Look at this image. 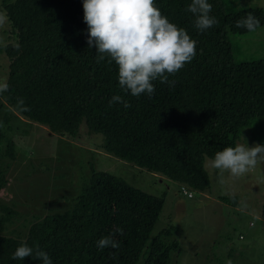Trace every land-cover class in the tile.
I'll list each match as a JSON object with an SVG mask.
<instances>
[{"label":"trees","instance_id":"16d2710c","mask_svg":"<svg viewBox=\"0 0 264 264\" xmlns=\"http://www.w3.org/2000/svg\"><path fill=\"white\" fill-rule=\"evenodd\" d=\"M190 3L156 0L161 12L197 42V55L168 77L170 83L154 81L152 96L134 97L120 89L115 63L99 60L95 47H88L83 0H1L10 28V40L0 47L8 59L9 88L0 94L9 107L3 120L20 115L70 138L85 127L102 136L98 149L168 177L182 194L193 197L194 191L209 189L206 158L235 146L244 133L264 144V57L236 60L231 39L251 33L235 27L248 13L264 26V9L209 0L218 24L200 33L187 11ZM114 95L131 106H110ZM15 148L0 129V190L7 181L5 158L14 160ZM88 168L70 206L35 215L24 234L4 232L16 211L0 202V264H43L34 256L12 259L21 243L39 246L53 264H172L180 242L167 237L176 226L167 223L153 232L164 193L148 192L92 162ZM216 199L240 205L235 195ZM259 214L264 221V198ZM109 235L120 248L99 250L96 242Z\"/></svg>","mask_w":264,"mask_h":264},{"label":"rangeland","instance_id":"374dc122","mask_svg":"<svg viewBox=\"0 0 264 264\" xmlns=\"http://www.w3.org/2000/svg\"><path fill=\"white\" fill-rule=\"evenodd\" d=\"M237 1L264 9V0ZM0 13L4 14L1 8ZM9 29L8 21L0 27V47L10 40ZM231 39L236 60L264 57V26L249 34H232ZM7 70L8 59L0 48V81H6ZM8 109L0 100V129L16 144V158H5L7 164L3 165L7 181L0 190V202L16 211L4 232L24 234L35 215L69 207L79 191L81 175L89 174L88 162H92L96 169L121 175L148 192L164 193L153 232L167 223L176 226L172 237H167L180 242V252L174 254L172 264H264V221L259 214L264 198V163L243 176L225 173L220 178L210 167L211 159L206 158L210 190L201 194L194 191L189 197L168 177L98 149L102 136L98 135L100 139L88 133L85 127L75 138L57 135L20 115L5 122L3 115ZM237 143L252 146L259 141L244 133ZM218 194L235 195L240 205L219 202Z\"/></svg>","mask_w":264,"mask_h":264},{"label":"clouds","instance_id":"9594fccd","mask_svg":"<svg viewBox=\"0 0 264 264\" xmlns=\"http://www.w3.org/2000/svg\"><path fill=\"white\" fill-rule=\"evenodd\" d=\"M209 0H191L187 11L195 16V28L203 33L216 26L218 20L210 15ZM83 19L87 24V44L95 47L99 60L108 58L118 69V83L124 93L134 97L142 94L152 96L156 89L154 81L170 83L168 77L181 71L197 55L196 41L182 27L171 22L156 5V0H83ZM7 16L0 13V27ZM235 27L255 32L260 20L252 13L236 21ZM9 85L0 81V94ZM20 105H23L21 100ZM122 103L131 105L121 95H114L109 105ZM23 110H27L24 108ZM264 163V144H239L226 146L217 151L210 161L220 178L227 173L240 177ZM122 235L123 230L118 229ZM96 246L119 249L120 243L113 235L101 237ZM115 258V253L112 254ZM43 264H53L50 256L36 246L21 243L12 254V259L24 260L33 257Z\"/></svg>","mask_w":264,"mask_h":264},{"label":"built area","instance_id":"2783aa9c","mask_svg":"<svg viewBox=\"0 0 264 264\" xmlns=\"http://www.w3.org/2000/svg\"><path fill=\"white\" fill-rule=\"evenodd\" d=\"M188 194H190V193L188 192Z\"/></svg>","mask_w":264,"mask_h":264}]
</instances>
